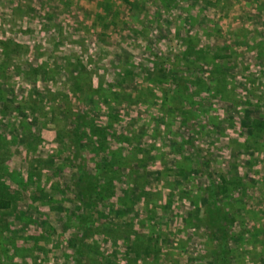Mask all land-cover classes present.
<instances>
[{
	"label": "rangeland",
	"instance_id": "obj_1",
	"mask_svg": "<svg viewBox=\"0 0 264 264\" xmlns=\"http://www.w3.org/2000/svg\"><path fill=\"white\" fill-rule=\"evenodd\" d=\"M261 121L264 0H0V264H264Z\"/></svg>",
	"mask_w": 264,
	"mask_h": 264
},
{
	"label": "trees",
	"instance_id": "obj_2",
	"mask_svg": "<svg viewBox=\"0 0 264 264\" xmlns=\"http://www.w3.org/2000/svg\"><path fill=\"white\" fill-rule=\"evenodd\" d=\"M262 123H260L261 125H263L264 127V121H261ZM255 130H263L264 131V128H261L259 126V129L258 127L255 128ZM253 132L251 131L250 134H249V137H252L253 136ZM96 186L94 185V182L92 181L91 178L88 179V183L85 185V187H83V195L86 197V196H89L90 198H93L95 196V192H96ZM211 192H214V189L211 188ZM212 197L214 196L213 194L211 195ZM10 207V204L8 201H5V200H0V210H5V209H8ZM209 214L211 216V218H216L218 221L217 223H220V224H224V225H228L229 224V220H228V217L226 214L224 213H221V211L218 209V207H215L213 208L212 205L209 206ZM84 224H86L84 222Z\"/></svg>",
	"mask_w": 264,
	"mask_h": 264
}]
</instances>
